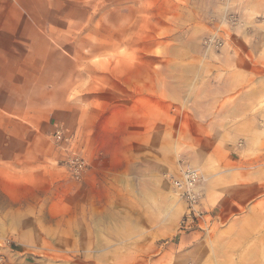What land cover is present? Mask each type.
<instances>
[{
  "label": "rangeland",
  "instance_id": "obj_1",
  "mask_svg": "<svg viewBox=\"0 0 264 264\" xmlns=\"http://www.w3.org/2000/svg\"><path fill=\"white\" fill-rule=\"evenodd\" d=\"M95 7L97 18L89 26L96 33L82 52L90 60L76 68L75 101L86 120L75 132L58 124L51 137L64 154L60 164L66 173L83 182L94 164L127 149L119 142L90 146L85 138L89 112L98 127L110 117L130 134L143 126L145 141L138 155L143 173L137 178L116 174L111 185L110 217L127 224L115 228L124 239L113 238L110 250L99 257L97 245L79 253L75 226L45 217V225L30 230L16 227L3 233L0 228V264H112L128 250L190 249L208 252V258L216 251L233 254L213 258L217 264H264V240H258L264 226L234 244L228 242L233 232L227 228L237 219L261 218L250 209L264 207V135L261 140L256 132L252 135L247 156H241L247 162L233 163V173L223 162L205 160L199 140L201 121L216 122L215 92L222 77L233 71L241 81L249 75L264 77V0H99ZM239 61L254 64L255 71L236 67ZM139 101L142 124L135 111ZM263 108L261 98L254 113ZM58 128L70 140L56 141ZM158 130L168 137L165 148L170 151L160 158L161 170L157 150L163 140L146 141ZM72 156L84 161L78 176L68 164ZM188 168L197 170L199 180L179 188L175 179ZM20 230L26 234L21 239ZM201 238L202 244L195 242Z\"/></svg>",
  "mask_w": 264,
  "mask_h": 264
},
{
  "label": "crops",
  "instance_id": "obj_2",
  "mask_svg": "<svg viewBox=\"0 0 264 264\" xmlns=\"http://www.w3.org/2000/svg\"><path fill=\"white\" fill-rule=\"evenodd\" d=\"M97 1L0 0V228L3 233L16 227L30 230L45 225V217L55 218L63 225L75 226V250L81 253L97 245L99 257L110 250L113 238L124 239L115 228L127 224L110 217L111 185L116 174L137 178L143 173L138 157L145 141L143 126L130 134L110 117L98 127L95 114L89 112L91 123L85 138L90 146L119 142L127 149L94 164L83 182H75L66 173L60 164L64 154L51 137L58 124L75 132V126H83L86 120V111L75 101L76 68L90 60L82 52L91 46L89 37L96 33L89 23L97 18ZM236 67L249 73L256 68L240 61ZM234 74L222 77L215 92L216 122L201 121L199 135L202 157L229 168L247 162L241 156H247L248 140L255 132L254 137L260 140L264 135V108L257 114L253 109L257 100L264 98V77L249 75L241 81ZM143 109V101L137 102L135 111L141 124ZM155 116L153 113L147 120ZM123 119L126 121V116ZM147 140L152 144L163 140L157 150L161 170L160 158L170 152L165 148L169 139L158 130L148 134ZM241 170L248 174L247 169ZM101 191L105 193L103 201ZM250 211H257L261 218L234 220L227 227L233 232L229 243L245 241L244 234L251 237L264 226V207ZM25 235L20 230L18 237ZM203 240L195 242L202 244ZM258 240H264V235ZM208 254L194 249L128 250L112 264H217L212 259H220V255L233 258L229 251L213 252V258Z\"/></svg>",
  "mask_w": 264,
  "mask_h": 264
},
{
  "label": "built area",
  "instance_id": "obj_3",
  "mask_svg": "<svg viewBox=\"0 0 264 264\" xmlns=\"http://www.w3.org/2000/svg\"><path fill=\"white\" fill-rule=\"evenodd\" d=\"M65 133L62 129L58 128L54 134V138L56 141H62L64 138L65 140H70L69 136H64ZM68 164L70 168L72 169V174L75 176H78L80 174V171L84 168V161L82 159L76 158L75 156H72L69 158ZM199 180V173L197 170L188 168L183 173V177L180 179H175V184L179 188H189L191 186H194V184Z\"/></svg>",
  "mask_w": 264,
  "mask_h": 264
}]
</instances>
